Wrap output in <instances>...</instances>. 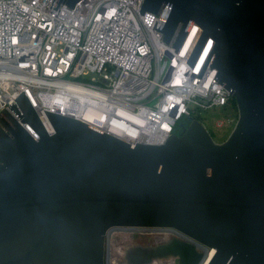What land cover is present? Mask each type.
<instances>
[{"label":"water","instance_id":"obj_1","mask_svg":"<svg viewBox=\"0 0 264 264\" xmlns=\"http://www.w3.org/2000/svg\"><path fill=\"white\" fill-rule=\"evenodd\" d=\"M73 8L79 0H57ZM181 51L190 23L238 108L222 144L192 120L161 146L127 142L49 114L46 132L24 95L0 116V264H264V0H144ZM6 118L12 122L10 126ZM34 136L36 140L32 137Z\"/></svg>","mask_w":264,"mask_h":264},{"label":"built area","instance_id":"obj_2","mask_svg":"<svg viewBox=\"0 0 264 264\" xmlns=\"http://www.w3.org/2000/svg\"><path fill=\"white\" fill-rule=\"evenodd\" d=\"M143 2L79 0L70 8L57 0H0V116L9 111L24 128L11 111L24 95L50 136L55 128L48 115L57 114L132 147L161 146L199 121L201 110L227 107L233 96L208 64L214 40L192 66L200 26L189 24L177 53L182 25L166 44L160 31L166 13L142 14ZM237 121L220 118L215 128L223 134ZM129 230L108 232L105 264H118L111 235ZM215 253L207 250L200 264H208Z\"/></svg>","mask_w":264,"mask_h":264},{"label":"rangeland","instance_id":"obj_3","mask_svg":"<svg viewBox=\"0 0 264 264\" xmlns=\"http://www.w3.org/2000/svg\"><path fill=\"white\" fill-rule=\"evenodd\" d=\"M238 115L239 113L236 101H232L227 107H216L209 110H201L197 114L199 122L204 125L213 138L214 142L217 144L224 143L230 137L235 126L229 129L228 132L220 134L215 128L216 120L220 118H237Z\"/></svg>","mask_w":264,"mask_h":264},{"label":"bare ground","instance_id":"obj_4","mask_svg":"<svg viewBox=\"0 0 264 264\" xmlns=\"http://www.w3.org/2000/svg\"><path fill=\"white\" fill-rule=\"evenodd\" d=\"M193 35L190 36L189 40L187 41L186 43V46H185V49H187L192 41H193ZM130 232H136V233H140V234H170V233H173V231H170V230H149V229H130L129 230Z\"/></svg>","mask_w":264,"mask_h":264},{"label":"trees","instance_id":"obj_5","mask_svg":"<svg viewBox=\"0 0 264 264\" xmlns=\"http://www.w3.org/2000/svg\"><path fill=\"white\" fill-rule=\"evenodd\" d=\"M232 101L235 102V100H234L233 98H232ZM232 101H231V102H232ZM237 118H238V117H237Z\"/></svg>","mask_w":264,"mask_h":264}]
</instances>
